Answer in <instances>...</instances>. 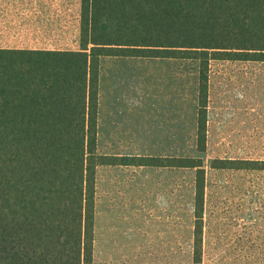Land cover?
<instances>
[{"label": "rangeland", "instance_id": "1", "mask_svg": "<svg viewBox=\"0 0 264 264\" xmlns=\"http://www.w3.org/2000/svg\"><path fill=\"white\" fill-rule=\"evenodd\" d=\"M3 1L13 5L0 3V43L79 49L81 0ZM216 56L203 152L199 59H101L98 152L120 163L98 171L96 264H195L196 170L140 164L177 156L206 169L200 264H264V170L212 167L264 160V61Z\"/></svg>", "mask_w": 264, "mask_h": 264}, {"label": "trees", "instance_id": "2", "mask_svg": "<svg viewBox=\"0 0 264 264\" xmlns=\"http://www.w3.org/2000/svg\"><path fill=\"white\" fill-rule=\"evenodd\" d=\"M79 22V49L0 43V264H96L97 170L120 163L98 152L103 57L199 59L202 152L211 58L264 61V0H81ZM145 158L141 165L196 170L200 264L203 158ZM212 167L264 170V160L218 158Z\"/></svg>", "mask_w": 264, "mask_h": 264}, {"label": "crops", "instance_id": "3", "mask_svg": "<svg viewBox=\"0 0 264 264\" xmlns=\"http://www.w3.org/2000/svg\"><path fill=\"white\" fill-rule=\"evenodd\" d=\"M100 120H101V92H100V100H99V123H100ZM101 167L102 166L98 167V170H97V184H98V171ZM96 222H97V215H95V228H96ZM94 242H95V231H94Z\"/></svg>", "mask_w": 264, "mask_h": 264}]
</instances>
